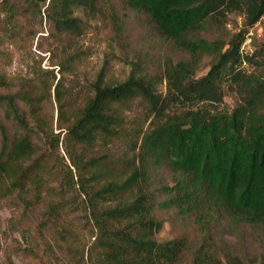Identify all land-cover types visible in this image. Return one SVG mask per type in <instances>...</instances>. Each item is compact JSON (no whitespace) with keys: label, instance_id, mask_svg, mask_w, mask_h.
I'll return each mask as SVG.
<instances>
[{"label":"trees","instance_id":"trees-1","mask_svg":"<svg viewBox=\"0 0 264 264\" xmlns=\"http://www.w3.org/2000/svg\"><path fill=\"white\" fill-rule=\"evenodd\" d=\"M76 8L108 21L118 42L134 46L137 59L130 60L128 77L113 85L103 68L74 121L60 111L58 132L38 108L52 95L55 68L39 63L18 83L0 72V89L17 87L0 95L1 196L26 212L44 199L42 229L53 228L65 241L62 219L81 209L95 237L89 255H98L97 264H253L216 237L226 223L248 226L264 248V72L243 68L256 62L259 50L242 53L246 28L264 16V0H0V31L25 44L37 35V23L48 24L46 36L62 50L63 71L83 34ZM234 12L244 14L246 27L230 33ZM169 46L189 57L174 62ZM204 55L213 62L196 78ZM163 80L166 95L158 88ZM225 87L237 99L232 109L222 105ZM135 98L153 115L139 132L140 144H133L137 160L123 180L100 184L101 161L86 158L84 150L100 134L122 131L115 104ZM167 221L185 231L161 241ZM67 247L72 264H88L85 247Z\"/></svg>","mask_w":264,"mask_h":264},{"label":"rangeland","instance_id":"rangeland-1","mask_svg":"<svg viewBox=\"0 0 264 264\" xmlns=\"http://www.w3.org/2000/svg\"><path fill=\"white\" fill-rule=\"evenodd\" d=\"M75 15L83 21V34L78 39V48L69 52L75 56L71 67L63 71H60L61 67L58 65L62 50L56 46V42L46 36L49 30L48 24L37 23L35 27L38 30L37 35L28 38L25 44L6 38L0 31V72L5 73L12 81L18 83L25 77L33 76L32 67L39 63L43 68H55L57 79L52 86V95L42 98L38 105L40 116L48 125L54 126L55 132L59 131L56 128L61 110L66 112L69 121L72 122L87 100L93 96L92 84L103 68H105V82L113 85L128 77L132 69L130 60L137 59L134 46H126L123 42H118L108 21L99 15H88L81 8H76ZM229 18L227 29L230 33H237L246 27L242 12L231 13ZM246 30L243 52L249 56L256 50L260 53L255 63L244 62L243 68L247 72L260 74L264 72V16ZM165 51L174 62L189 57L173 46H169ZM212 62V56L204 55L196 78L205 75ZM151 69L154 71L157 67L151 66ZM158 88L163 95H166L167 81L163 80ZM16 89V86L11 89H0V95L14 92ZM58 95L61 97L60 100ZM236 103L237 99L233 91L225 87L222 105L232 109ZM115 107L124 118L122 131L116 136L100 134L96 141L86 146L84 150L86 158H99L101 161L97 167L100 184L111 180L120 181L128 175L137 160L138 145L141 141L139 132L146 130L153 118L146 102L141 98L115 104ZM170 109L173 111L178 109V106L171 105ZM136 141L138 145L134 148L133 144ZM61 154H64L63 147ZM51 184L56 197H61L57 184ZM66 198L69 196L66 195ZM123 198L130 199L128 195H124ZM78 201L82 202L79 196ZM117 202L118 200L111 201L107 205L112 206ZM45 207L43 199L41 205L26 212L23 206H15L10 198L2 197L0 192V264H72L74 254L68 253L67 246L72 247L75 252L85 247L88 264H97L98 255L96 253L89 255L95 237L87 223L85 212L79 209L62 219L69 232L65 241L54 233L53 228L42 229L41 222L46 220ZM192 230L195 231L196 226H193ZM184 231L183 225L167 221L158 233V238L161 241L172 239L183 234ZM220 233L223 236L216 237L219 242H221L220 238H223L236 254L252 261L253 264H261L264 259V248L250 235L248 226L233 227L226 223Z\"/></svg>","mask_w":264,"mask_h":264},{"label":"built area","instance_id":"built-area-1","mask_svg":"<svg viewBox=\"0 0 264 264\" xmlns=\"http://www.w3.org/2000/svg\"><path fill=\"white\" fill-rule=\"evenodd\" d=\"M250 42H251V41H250ZM242 53L245 54V53L243 52V50H242ZM247 55H248V54H247Z\"/></svg>","mask_w":264,"mask_h":264}]
</instances>
